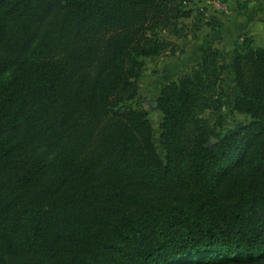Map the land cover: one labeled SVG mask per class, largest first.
<instances>
[{
    "label": "trees",
    "instance_id": "obj_1",
    "mask_svg": "<svg viewBox=\"0 0 264 264\" xmlns=\"http://www.w3.org/2000/svg\"><path fill=\"white\" fill-rule=\"evenodd\" d=\"M194 1L0 0V264H264V42L161 87L162 158L139 104L164 33L221 26Z\"/></svg>",
    "mask_w": 264,
    "mask_h": 264
},
{
    "label": "rangeland",
    "instance_id": "obj_2",
    "mask_svg": "<svg viewBox=\"0 0 264 264\" xmlns=\"http://www.w3.org/2000/svg\"><path fill=\"white\" fill-rule=\"evenodd\" d=\"M190 6L193 9L192 17L182 20L186 25L190 26L194 17L200 11L203 12V22L212 21L214 24L219 21L222 25L223 23L226 24L229 22V17L234 16V12L235 14L239 13L238 15H241L238 17L244 16L247 19L249 17L247 15L253 10L258 8L264 9V0H237V6L231 10L227 8L225 12H218L206 0H195ZM217 28H211L202 23L198 32L195 34L189 32L185 38H178L164 33L170 41L177 45L175 55L172 56L166 53L143 59V70L137 79L139 104L148 112L154 129L153 141L161 158L164 154L158 142L161 113L154 104L156 98L159 96L161 87L175 80L181 71L186 70L194 62L193 56L209 44L219 48L223 52L226 62L229 63L230 51L236 43L242 42V38L245 35L251 37L254 47H258L264 42V31L261 28H255V31H243L244 28L241 26L238 30L235 28L232 31H220ZM179 50L182 52L179 53ZM219 92L223 99V107L221 109V114L224 118L223 128L228 129L232 128L238 122H247L249 117L236 112L233 108L238 94L234 87L233 74L229 68L223 73L219 85ZM211 141H214V139H211Z\"/></svg>",
    "mask_w": 264,
    "mask_h": 264
},
{
    "label": "crops",
    "instance_id": "obj_3",
    "mask_svg": "<svg viewBox=\"0 0 264 264\" xmlns=\"http://www.w3.org/2000/svg\"><path fill=\"white\" fill-rule=\"evenodd\" d=\"M226 5L228 6V10L233 9L234 7L237 6V0L233 1V0H226ZM239 14V13H238ZM235 14L234 12V16L229 17V22H227L226 24H222L220 26V28H217L220 31H232L235 28H237V30L240 28V26L242 28H244L243 31H255V28H261L262 31H264V9H256L253 10L249 15V17H238L241 15ZM253 22V23H252ZM255 24V25H254ZM211 44L205 46L204 48H202V50H200L197 54H195L194 57V61L198 60L201 57V54L203 53V51L210 46ZM193 63V62H192Z\"/></svg>",
    "mask_w": 264,
    "mask_h": 264
},
{
    "label": "built area",
    "instance_id": "obj_4",
    "mask_svg": "<svg viewBox=\"0 0 264 264\" xmlns=\"http://www.w3.org/2000/svg\"><path fill=\"white\" fill-rule=\"evenodd\" d=\"M218 12H225L227 10L226 0H206Z\"/></svg>",
    "mask_w": 264,
    "mask_h": 264
}]
</instances>
